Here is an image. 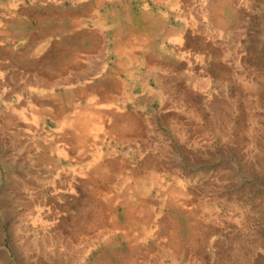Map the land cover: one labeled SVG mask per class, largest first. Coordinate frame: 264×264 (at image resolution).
<instances>
[{
  "label": "rangeland",
  "instance_id": "rangeland-1",
  "mask_svg": "<svg viewBox=\"0 0 264 264\" xmlns=\"http://www.w3.org/2000/svg\"><path fill=\"white\" fill-rule=\"evenodd\" d=\"M71 1L0 0V264L127 262L134 237L124 241L118 234L103 245L97 244L103 228L72 234L80 220L93 217L99 201L94 206L76 185L73 195H56L59 187L50 183L55 155L42 157L53 139H69L60 123L108 101L113 124L120 114L139 118V129L145 121V139L162 148V174L173 152L176 189L186 197L184 208L162 207L151 201L154 191L146 204L131 206L134 214L154 211L169 222L165 231L158 225L150 238L137 240V264H264V0H173L180 13L169 0ZM215 10L222 24L214 21ZM174 32L184 33L180 47L168 41ZM134 33L148 36L155 73L130 57L118 68L115 49ZM100 68L121 81L107 102L83 91L100 80L94 76ZM161 73L175 82L176 105L168 94H156ZM4 118L10 120L6 125ZM135 144L112 146L114 157L131 169L144 154ZM61 160L58 168L65 173ZM117 173L112 195L125 178ZM38 208L43 217L36 219ZM115 212L130 235L139 233L142 224L125 216L124 207ZM171 242L176 247L166 246Z\"/></svg>",
  "mask_w": 264,
  "mask_h": 264
},
{
  "label": "bare ground",
  "instance_id": "bare-ground-1",
  "mask_svg": "<svg viewBox=\"0 0 264 264\" xmlns=\"http://www.w3.org/2000/svg\"><path fill=\"white\" fill-rule=\"evenodd\" d=\"M95 1H100L101 2V1H105V0H95ZM115 1H117V0H115ZM232 1H236L237 2V0H232ZM169 2L174 4L173 6H175L176 10L180 13V11L178 10L179 6H178L177 2H175L173 0H169ZM217 2H216V6H217ZM190 3H192V2H190ZM97 4H99V2ZM164 4H166V3H164ZM233 5H234V2H233ZM184 6H186V5L184 4ZM212 9H216V8H212ZM186 10L187 9L184 8V11H186ZM185 13H187V12H185ZM176 14H177V12H176ZM188 15H191V14H188ZM94 17H96V15ZM91 18H92V16H91ZM188 18H189V16H188ZM213 18H214V21H216L217 25L222 24L221 19L219 17V13H218L217 10L213 11ZM100 27H102V26H100ZM110 28H113V27H110ZM93 35H94V37H96V35H97L96 32ZM132 35H133V38L130 39L131 41H128V42H122L121 41L119 43L120 46L115 49V52H116L117 56H119V58H120V60L118 62V64H119L118 68H120V69L121 68H125L124 66L126 65V62H124V61L128 60L129 57H130V59H132V62L135 61L133 63V65L134 64L138 65L139 63H143L142 66H145V68H147L150 71V73L151 72L155 73L156 57L157 56L149 48L148 36H144L142 38V37H139L136 33H134ZM167 38L169 39L168 41H171L177 47H180L181 44L184 43V41H183L184 40V33H182V32H174V33H171L170 35L168 34ZM92 39H94V38H92ZM230 52H232V51H230ZM99 53H101V51ZM89 62H90V60H89ZM127 67H128V65H127ZM148 70H147V72H148ZM59 71L60 72L57 73V76H59V75L61 76V73H62L63 70H59ZM94 72L95 71H93L92 73H94ZM95 75L97 76L96 78H99L100 80L97 83H95V84H91L90 87H88V88L86 87L87 90L83 89V91L86 93L89 90L90 93L94 95V97L95 96H100L103 99V101H106L109 98H111L110 94L113 92L112 90H114L119 85H121V81L119 79L115 80L112 77H107L105 75L104 70L101 69V68L96 74L94 73V76ZM161 75H164V73H161ZM146 76H148V75H146ZM163 77H165V78H163ZM165 79H166V82H165ZM155 80L157 81V87L159 88V91L156 94H158L160 97L163 96L162 94H164V93L168 94V96H169V98H168L169 100L168 101H170L169 104L172 103L174 105L175 104L174 103V101H175L174 100V98H175L174 97L175 90H174V84L173 83H175V82L173 81V78L171 77V75L169 74L167 76L166 75L159 76ZM43 82H45V81L42 80L40 82H35V83L36 84H40L41 83V85H42ZM46 82H48L49 85L52 84V82H50V81H46ZM162 82L164 83L165 88L167 90L163 89V83ZM82 83H83V81H82ZM37 86L39 87V85H37ZM72 93H73V91H72ZM72 93H70V94H72ZM125 99H126V97H125ZM118 102H120V101H118ZM176 102H177V100H176ZM184 102H186V101H184ZM107 104H109V101L106 103L107 107L105 105L102 106L101 103L99 104V106H96V104H95L93 106L95 111L93 109H91V110L94 111L93 113L89 112L90 110L88 109V110H85L80 117H76V118L73 117L74 119H72V120H70L68 122L66 121L64 123L63 122L60 123V125H61L60 127H62V129H64V130L69 132V135H70L69 139H53L51 145H49L48 154H46V155H44L42 157L43 158L44 157L50 158V156L52 154L55 155L54 158H56V163L54 164V166L56 167V170H55V174L52 177L53 181L50 182V183H51L52 186H54V188H55L56 184L58 185L59 190L56 192V195H59V197L60 196H64V194H66V193L73 195L75 193L74 190L76 188L75 187V185H76L79 189H81L82 191H85L87 193V198L90 199L89 202L93 203L94 206H95V201H99L98 202L100 204V205L98 204L99 208L95 209L94 213L92 214L93 217L90 220H88V219L87 220H83V221L80 220V223L77 225L75 230L72 231V234L76 235L78 230H80V231H85L86 230L87 231V230H92L94 228H103L105 234L104 235L102 234L103 238L101 240L99 238L98 241H97V244H101L102 243L103 245H108L109 243L113 242L112 239H114V236L115 235L117 236L118 234H120L122 236V239L123 238L125 239L124 241H128L127 239H129V238L132 239V237H134L136 240L133 239L134 243H133V247H132V252L129 253L130 255L129 254L126 255L128 257V259H127V262L125 260V264H137V262L139 261V258H140L139 256L142 255V251L140 249V246H141L140 244L142 243V241H137V240H146V239L150 238L152 236V234L154 235V233L158 230V225L161 226V229H163L165 231L166 227L169 226V222L167 220L161 222L157 218V215L156 214L154 215V211H150L147 214H145V213H143L144 210H143V212H142V210H138L137 211V208H136V210L134 209V211H137V212H135V214H134L133 210H131V206L132 205L133 206H137V205L138 206H142V205L146 204L148 201H150V198H149V196L151 197L150 193H152L154 191L156 192V195H155L156 198L155 199L152 198L151 201L156 203V204H158V206H159V203H160L162 207L163 206H167V205L170 206L172 204L176 208L183 207L186 204L185 203L186 197L184 195V191H183L184 189L183 188H181L179 191L176 189V187H177V180H176V176H175V168H176L175 164L176 163H175V160H174L173 152L171 153V156L169 157V158H171V162H169L168 165H167V173L166 174H162L163 171H165L164 168H166V167L163 168L162 163H161L162 162V158L159 155V152L162 150V148H161L160 145L158 146L156 144V142L153 141L152 139H145V137L148 138V135H150V134H148V131H147L148 130V126H147V124H145V121H144V124H143L144 125L143 129H139V125H138V122H137V120H139V118H135L134 116L132 118H130L126 114H120V115H118V117H115V118H118V122L113 124L111 122L112 121L111 117H114L115 113L111 112L110 110H107L109 108H112V106H109ZM7 107H10V106H7ZM170 108H172V107H170ZM104 111H106V112H104ZM10 114H12V113H10ZM38 114H40V113H38ZM56 114H58V113H56ZM23 116H24V114H23ZM39 116L40 115H38V117ZM36 119H37V117H36ZM3 122L6 125L7 123L10 122V120L4 118ZM174 122H175V120H174ZM172 128L173 127L171 126V131H172ZM139 130L141 131L139 133L140 134L139 135L140 139H136V138L133 139V137L137 135ZM3 131H4V129H3ZM110 135H113V137L111 136L110 139H109L110 142L106 143V138H107V136H110ZM114 136H115L116 139H111V138H114ZM142 136H143V139L141 138ZM175 137H176V135H175ZM41 141H39V142H41ZM112 142H113V145H111ZM136 142H139V144H135V146L138 149V152L139 151H143L144 154H143V156L140 155V160H139V163L137 164V166H135V167H133L131 169L129 167L130 165L125 164L123 158H119L118 159V158L114 157L113 151H112V146L113 147H117V146L127 145L128 143H136ZM46 149L47 148H45V150ZM62 158L65 159L63 161L67 164L66 167H68V169L66 168L67 171L65 173L63 171L64 169H62V168L59 169L58 168L59 165L61 164V161H62L61 159ZM164 164H166V163H164ZM117 172L118 173H125V176H124L125 178L122 177V178H124V179H122L123 182H121L119 184L120 187H121V184H122V187L120 188L119 193L117 192L115 195H112L110 188L113 185V182L115 181L114 180V176H115V174ZM165 178H169V180L165 181ZM204 205H205V203H204ZM118 206H121V207L125 208V213H124L125 216L134 219L135 221L139 222L140 225L142 224V226H140L139 233L130 235V230L131 229L127 225H124V224L121 225L118 222L116 214H115L116 213L115 212L116 207H118ZM96 207H97V204H96ZM143 207L145 208V206H143ZM202 207H204V206H202ZM148 208L151 209V207H148ZM38 209H39V212H36V214H37L36 215L37 216L36 219L43 217L42 212L40 211V208H38ZM38 209H37V211H38ZM157 209H158V207H157ZM142 215H144L145 217H143L141 219H138ZM203 215L204 214H202V216ZM24 216H26V213H25ZM211 216H212V214H211ZM46 217H48V216H46ZM211 219H212V217H211ZM158 220H159V223H158ZM202 222H204V221L202 220L200 223H202ZM209 222H211V221L209 220ZM43 226H45V225H43ZM103 230L101 232H103ZM135 232H137V231H135ZM166 235L168 237H172L171 234L166 233ZM153 238H156V237H153ZM157 240H158V238H157ZM100 241H101V243H100ZM93 242H92V244H93ZM181 244H183V243H181ZM77 245H79V244H77ZM172 245H173V243L171 242V243L167 244L166 246H168L170 248L176 247V246H172ZM60 247H61V245H60ZM178 247H180V246H178ZM176 252L178 253V249H177ZM96 264H106V263H96Z\"/></svg>",
  "mask_w": 264,
  "mask_h": 264
}]
</instances>
